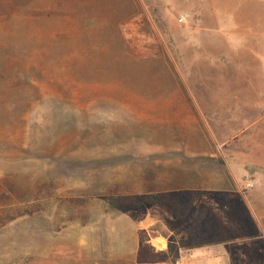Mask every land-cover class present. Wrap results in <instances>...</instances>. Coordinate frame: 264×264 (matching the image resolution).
<instances>
[{
    "label": "rangeland",
    "instance_id": "obj_1",
    "mask_svg": "<svg viewBox=\"0 0 264 264\" xmlns=\"http://www.w3.org/2000/svg\"><path fill=\"white\" fill-rule=\"evenodd\" d=\"M0 264H264V0H0Z\"/></svg>",
    "mask_w": 264,
    "mask_h": 264
},
{
    "label": "bare ground",
    "instance_id": "obj_2",
    "mask_svg": "<svg viewBox=\"0 0 264 264\" xmlns=\"http://www.w3.org/2000/svg\"><path fill=\"white\" fill-rule=\"evenodd\" d=\"M159 243H162V241L160 239H157V240H154L153 241V244L156 246L158 245ZM160 246V245H159Z\"/></svg>",
    "mask_w": 264,
    "mask_h": 264
},
{
    "label": "water",
    "instance_id": "obj_3",
    "mask_svg": "<svg viewBox=\"0 0 264 264\" xmlns=\"http://www.w3.org/2000/svg\"><path fill=\"white\" fill-rule=\"evenodd\" d=\"M252 170H253V167L250 166V169H249L248 173L251 174L252 173Z\"/></svg>",
    "mask_w": 264,
    "mask_h": 264
},
{
    "label": "crops",
    "instance_id": "obj_4",
    "mask_svg": "<svg viewBox=\"0 0 264 264\" xmlns=\"http://www.w3.org/2000/svg\"><path fill=\"white\" fill-rule=\"evenodd\" d=\"M147 2H149V0H147Z\"/></svg>",
    "mask_w": 264,
    "mask_h": 264
}]
</instances>
